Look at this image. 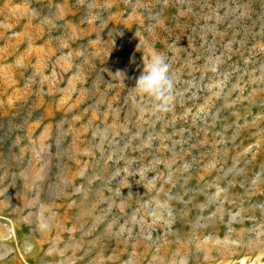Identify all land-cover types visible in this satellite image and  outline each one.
I'll list each match as a JSON object with an SVG mask.
<instances>
[{
    "label": "rangeland",
    "instance_id": "374dc122",
    "mask_svg": "<svg viewBox=\"0 0 264 264\" xmlns=\"http://www.w3.org/2000/svg\"><path fill=\"white\" fill-rule=\"evenodd\" d=\"M0 264H264V0H0Z\"/></svg>",
    "mask_w": 264,
    "mask_h": 264
},
{
    "label": "clouds",
    "instance_id": "9594fccd",
    "mask_svg": "<svg viewBox=\"0 0 264 264\" xmlns=\"http://www.w3.org/2000/svg\"><path fill=\"white\" fill-rule=\"evenodd\" d=\"M142 74L138 77L135 87L130 90L132 101L150 100L154 111L168 108L174 89V80L170 74V65L165 56L154 53L144 58Z\"/></svg>",
    "mask_w": 264,
    "mask_h": 264
}]
</instances>
